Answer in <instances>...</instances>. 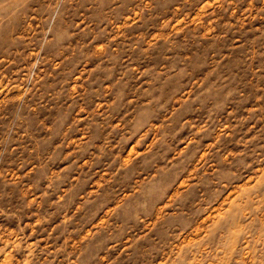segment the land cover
<instances>
[{"label": "rangeland", "instance_id": "1", "mask_svg": "<svg viewBox=\"0 0 264 264\" xmlns=\"http://www.w3.org/2000/svg\"><path fill=\"white\" fill-rule=\"evenodd\" d=\"M0 264H264V0H0Z\"/></svg>", "mask_w": 264, "mask_h": 264}]
</instances>
